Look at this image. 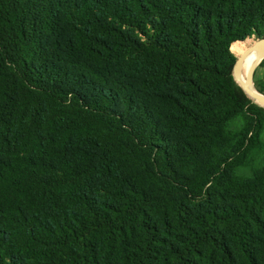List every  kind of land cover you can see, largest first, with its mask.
<instances>
[{"label":"trees","instance_id":"16d2710c","mask_svg":"<svg viewBox=\"0 0 264 264\" xmlns=\"http://www.w3.org/2000/svg\"><path fill=\"white\" fill-rule=\"evenodd\" d=\"M252 36L264 0H0V264H264Z\"/></svg>","mask_w":264,"mask_h":264},{"label":"water","instance_id":"95a60500","mask_svg":"<svg viewBox=\"0 0 264 264\" xmlns=\"http://www.w3.org/2000/svg\"><path fill=\"white\" fill-rule=\"evenodd\" d=\"M251 52H259L263 53L264 52V36L257 38L252 44H250L248 47L244 49L242 53L236 56V61L233 65V70H232V75L237 84L242 88V90L252 99L257 101L261 107L264 108V94L261 92H253L251 89L248 87L247 83L243 82L242 80V74H241V64L242 61L244 60L245 55ZM264 59V58H263ZM262 59V60H263ZM262 60L258 63H255L252 67L251 70V76L255 74L257 66L262 62Z\"/></svg>","mask_w":264,"mask_h":264},{"label":"bare ground","instance_id":"6f19581e","mask_svg":"<svg viewBox=\"0 0 264 264\" xmlns=\"http://www.w3.org/2000/svg\"><path fill=\"white\" fill-rule=\"evenodd\" d=\"M263 58H264V52L263 53L251 52V53H248L247 55H245L244 60L242 61V64H241L242 80H243V82L247 83L248 87L253 92H257L258 90L256 89V87L253 83V76H251V70H252L253 65L255 63L260 62ZM249 98H251V97H249ZM252 100L255 101L254 99H252ZM255 102H257V101H255Z\"/></svg>","mask_w":264,"mask_h":264},{"label":"rangeland","instance_id":"374dc122","mask_svg":"<svg viewBox=\"0 0 264 264\" xmlns=\"http://www.w3.org/2000/svg\"><path fill=\"white\" fill-rule=\"evenodd\" d=\"M256 39H257V37L252 36V37L246 39L245 41H243V43H240L238 45L239 48L238 47L233 48L234 54L237 56L240 53H242L244 51V49L246 47H248L250 44H252ZM260 65H261V63L257 66L255 74H254L255 81H258V79H260V74H259L260 73ZM253 83H254V80H253ZM256 85H257V83H256Z\"/></svg>","mask_w":264,"mask_h":264},{"label":"crops","instance_id":"0c3cea01","mask_svg":"<svg viewBox=\"0 0 264 264\" xmlns=\"http://www.w3.org/2000/svg\"><path fill=\"white\" fill-rule=\"evenodd\" d=\"M259 74H260V79H264V59L261 62Z\"/></svg>","mask_w":264,"mask_h":264}]
</instances>
